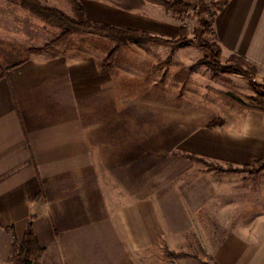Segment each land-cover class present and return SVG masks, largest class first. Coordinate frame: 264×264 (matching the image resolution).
Wrapping results in <instances>:
<instances>
[{
    "label": "rangeland",
    "instance_id": "rangeland-1",
    "mask_svg": "<svg viewBox=\"0 0 264 264\" xmlns=\"http://www.w3.org/2000/svg\"><path fill=\"white\" fill-rule=\"evenodd\" d=\"M1 1L0 20L3 11L24 20L16 5L26 9L35 36H54V42L72 35L84 39L83 32L55 37V26H45L17 1L8 0L10 7ZM37 1L73 15L72 0ZM74 1L83 6L82 0ZM84 1L93 23L182 43L116 46L105 37L99 44L90 42L92 51L106 54L101 71L121 73L124 92L117 116L110 119L113 125L106 126L99 171L82 193L100 202L120 197L153 201L154 222L143 224L152 226L154 237L148 248H136L130 238H109L118 233L116 225L107 232L105 253L84 254L76 264H217L215 252L230 244L234 234L264 235V159L244 166L207 153L212 138L238 128L228 121L264 107L262 70L236 55L226 59L216 53L214 21L224 0H185L188 6L177 12L148 0ZM209 63H218L220 70ZM85 182L77 183L82 187ZM8 227L0 220V264H16L21 237L14 242ZM127 227L124 220V235ZM41 258L36 264H42Z\"/></svg>",
    "mask_w": 264,
    "mask_h": 264
},
{
    "label": "crops",
    "instance_id": "crops-1",
    "mask_svg": "<svg viewBox=\"0 0 264 264\" xmlns=\"http://www.w3.org/2000/svg\"><path fill=\"white\" fill-rule=\"evenodd\" d=\"M82 4L89 18L88 4ZM14 7L24 20L5 11L0 20V220L14 226L19 237L32 223L45 249L42 264H76L84 254L105 253L107 232L116 225L118 233L109 238H130L136 248H148L154 233L143 223L154 222L153 201L100 202L82 193L99 171L106 126L113 125L124 92L121 73L102 72L106 54L90 47L102 36L83 32V41L72 35L55 42L54 36H35L26 9ZM55 29L57 37L61 30ZM214 32L221 56H241L264 74V0H228ZM232 122L238 128L212 138L208 155L244 166L263 160L264 107L227 124ZM84 178L80 187L77 182ZM254 236L234 234L215 252L216 263L264 264V235Z\"/></svg>",
    "mask_w": 264,
    "mask_h": 264
},
{
    "label": "trees",
    "instance_id": "trees-1",
    "mask_svg": "<svg viewBox=\"0 0 264 264\" xmlns=\"http://www.w3.org/2000/svg\"><path fill=\"white\" fill-rule=\"evenodd\" d=\"M19 2L23 7L30 10L32 13L40 17L45 23L55 26L61 30L60 39H67L73 33L89 32L99 36L111 39L116 43V46H122L130 41H150L181 44L180 40H166L154 36H150L145 32L131 29L119 28L106 23L96 24L88 20L84 7L72 0L71 8L73 15L69 16L59 9L42 5L37 0H14ZM152 3L161 5L167 10L177 12L180 9L188 6L185 0H148ZM228 0H224L226 3ZM223 3V4H224ZM216 53L221 54L220 46L216 47ZM237 56V55H236ZM241 60H245L241 56H237ZM111 58H109L110 61ZM230 62L231 60L228 59ZM247 61V60H245ZM108 62V61H107ZM216 62V61H215ZM110 63V62H109ZM212 70H220L218 63H209ZM239 71L238 69H234ZM255 163L261 160L254 161ZM8 232L11 234L13 241H16L14 226L8 227ZM45 249L42 247L34 234L32 223L28 222L25 231L21 237L16 254V264H36L42 257Z\"/></svg>",
    "mask_w": 264,
    "mask_h": 264
}]
</instances>
